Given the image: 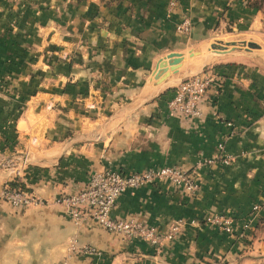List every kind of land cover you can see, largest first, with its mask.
Segmentation results:
<instances>
[{"label":"crops","instance_id":"crops-1","mask_svg":"<svg viewBox=\"0 0 264 264\" xmlns=\"http://www.w3.org/2000/svg\"><path fill=\"white\" fill-rule=\"evenodd\" d=\"M242 10L235 0H0V189L16 179L42 202L0 203V264H264V232L236 253L240 237L206 223L230 214L238 224L264 195V73L246 60L204 69L213 81L193 118L169 114L162 92L186 53L167 78L151 76L182 42L238 24ZM184 19L187 36L176 33ZM208 55L193 56L190 69ZM163 166L191 172L197 192L161 180L124 192L110 212L158 234L180 223L158 252L84 213L73 221L58 203L104 168ZM70 239L98 256L67 254Z\"/></svg>","mask_w":264,"mask_h":264},{"label":"built area","instance_id":"built-area-1","mask_svg":"<svg viewBox=\"0 0 264 264\" xmlns=\"http://www.w3.org/2000/svg\"><path fill=\"white\" fill-rule=\"evenodd\" d=\"M190 24L184 19L177 27L178 35H188ZM213 78L202 74L189 76L180 81L174 88L165 107L169 114L183 118H193L199 115L198 105L204 94L212 84ZM217 150L222 151L218 145ZM227 157L224 162L226 163ZM165 181L172 188L194 195L197 184L191 172L183 171L174 166L151 168L140 172L122 173L104 168L89 175L84 187L74 195H65L59 198L69 218L77 221L81 214H85L97 226L107 233L115 234L123 241H140L155 252L171 244L180 232V223L173 224L165 234H158L153 227L146 226L132 219H117L110 216L118 197L126 191L134 190L142 185ZM0 203L12 208H27L31 205H40L42 202L27 191L20 188H9L7 185L0 189ZM264 212V197L255 202L246 218L235 224L230 214H216L206 219V223L214 226L227 235L241 237L251 229L255 216ZM69 255L77 254L88 257L98 256V252L87 245L81 246L74 239L66 245Z\"/></svg>","mask_w":264,"mask_h":264},{"label":"rangeland","instance_id":"rangeland-1","mask_svg":"<svg viewBox=\"0 0 264 264\" xmlns=\"http://www.w3.org/2000/svg\"><path fill=\"white\" fill-rule=\"evenodd\" d=\"M235 4L243 9L242 11L245 15L243 20L238 21V24L227 23L226 25L219 26L217 30L212 32V34L205 35L204 39L201 42H188L189 44H186L188 46H185V42H182L183 44L180 46L179 49L181 50V53H186L185 59L179 71L175 74V77H173L175 82H170L162 90V92L174 88L180 81L189 76L201 74L204 69L208 68L212 64H215L216 62H224L227 60H246L247 62L254 64L256 66V69L264 73V0H235ZM246 6H255L257 8V11L253 9H247ZM246 18H248V22L244 21L246 20ZM212 41H220L222 43L251 42L257 45L258 48L247 52L245 55H237L228 52L225 55H220V57L224 56L223 58H217L219 57L218 55L205 56L204 60L208 62L204 65H201L198 69L192 71L190 69V65L192 61L199 60V57H192L193 59L188 58L187 50L191 51L205 43H210ZM237 45L238 44L235 43L236 49L239 48L236 47ZM227 49L229 50V47H227ZM240 49L241 51H243L245 48L240 47ZM208 57L209 60L207 59ZM263 221L264 219H261V222H257V226L253 227L248 234L244 233L240 237V245H238L236 253L244 252L245 249H247L246 246L248 247L251 245V240L248 239L249 235H251V238L253 239L260 237V235L264 232Z\"/></svg>","mask_w":264,"mask_h":264},{"label":"water","instance_id":"water-1","mask_svg":"<svg viewBox=\"0 0 264 264\" xmlns=\"http://www.w3.org/2000/svg\"><path fill=\"white\" fill-rule=\"evenodd\" d=\"M235 43L238 44L235 48ZM229 47V50L227 49ZM240 47H244L245 49L241 51ZM258 46L254 43H245V42H226L222 43L220 41H212L209 44H205L204 46H200L194 50H191V52L187 53V57L191 58L193 56H198L200 54H203L205 51H208L211 55H225L226 53H232L237 55H245L247 52L257 49ZM184 54L182 53H176L171 52L167 54L165 57L159 59L155 66L153 71L151 72V76H153L154 79L161 74L160 80H163L167 78L169 75V72L177 69L180 67L181 62L183 60Z\"/></svg>","mask_w":264,"mask_h":264},{"label":"trees","instance_id":"trees-1","mask_svg":"<svg viewBox=\"0 0 264 264\" xmlns=\"http://www.w3.org/2000/svg\"><path fill=\"white\" fill-rule=\"evenodd\" d=\"M246 8L247 9H253V10H255V11H257V8L255 7V6H246ZM47 65H49V66H52V67H55V66H57L58 65V60H57V58H55L54 56H49L48 58H47ZM172 92H173V89H169V90H167L165 93H168L169 95H168V97H167V100L170 98V96H171V94H172ZM166 100V101H167ZM7 186L9 187V188H20L21 190H24V191H27L26 189H25V187L23 186V184L22 183H20L18 180H16V179H14L12 182H9V183H7ZM264 197V195L261 197V198H263ZM260 198V199H261ZM257 202V201H256ZM255 202L254 201H252L251 203H250V206H249V212H250V208H251V206L254 204ZM260 214H262L263 215V218H264V212H260ZM252 228H253V226L251 227V229H249V230H247L246 232H245V234H248L249 233V231H251L252 230Z\"/></svg>","mask_w":264,"mask_h":264},{"label":"bare ground","instance_id":"bare-ground-1","mask_svg":"<svg viewBox=\"0 0 264 264\" xmlns=\"http://www.w3.org/2000/svg\"><path fill=\"white\" fill-rule=\"evenodd\" d=\"M218 56H220V55H218Z\"/></svg>","mask_w":264,"mask_h":264}]
</instances>
